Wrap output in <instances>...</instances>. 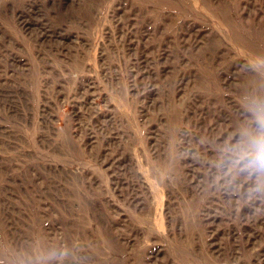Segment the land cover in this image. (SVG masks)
I'll list each match as a JSON object with an SVG mask.
<instances>
[{
    "label": "rangeland",
    "instance_id": "374dc122",
    "mask_svg": "<svg viewBox=\"0 0 264 264\" xmlns=\"http://www.w3.org/2000/svg\"><path fill=\"white\" fill-rule=\"evenodd\" d=\"M264 0H0V264H264Z\"/></svg>",
    "mask_w": 264,
    "mask_h": 264
},
{
    "label": "clouds",
    "instance_id": "9594fccd",
    "mask_svg": "<svg viewBox=\"0 0 264 264\" xmlns=\"http://www.w3.org/2000/svg\"><path fill=\"white\" fill-rule=\"evenodd\" d=\"M256 163L264 167V143H261L257 147Z\"/></svg>",
    "mask_w": 264,
    "mask_h": 264
}]
</instances>
